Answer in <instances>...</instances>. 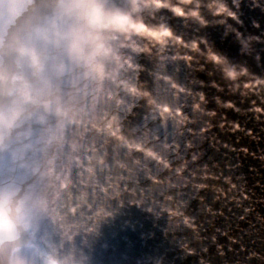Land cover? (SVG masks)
Listing matches in <instances>:
<instances>
[{
  "label": "clouds",
  "instance_id": "clouds-1",
  "mask_svg": "<svg viewBox=\"0 0 264 264\" xmlns=\"http://www.w3.org/2000/svg\"><path fill=\"white\" fill-rule=\"evenodd\" d=\"M0 264H264V0H0Z\"/></svg>",
  "mask_w": 264,
  "mask_h": 264
}]
</instances>
